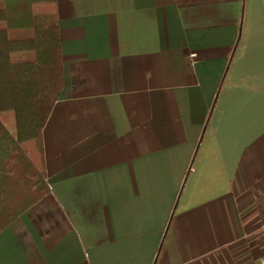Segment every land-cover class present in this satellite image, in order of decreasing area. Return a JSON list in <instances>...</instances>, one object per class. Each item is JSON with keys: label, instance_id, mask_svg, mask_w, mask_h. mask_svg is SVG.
I'll list each match as a JSON object with an SVG mask.
<instances>
[{"label": "crops", "instance_id": "0c3cea01", "mask_svg": "<svg viewBox=\"0 0 264 264\" xmlns=\"http://www.w3.org/2000/svg\"><path fill=\"white\" fill-rule=\"evenodd\" d=\"M51 191L0 264H259L264 0H58Z\"/></svg>", "mask_w": 264, "mask_h": 264}, {"label": "trees", "instance_id": "16d2710c", "mask_svg": "<svg viewBox=\"0 0 264 264\" xmlns=\"http://www.w3.org/2000/svg\"><path fill=\"white\" fill-rule=\"evenodd\" d=\"M64 84L58 0H0V232L51 191L43 128Z\"/></svg>", "mask_w": 264, "mask_h": 264}, {"label": "built area", "instance_id": "2783aa9c", "mask_svg": "<svg viewBox=\"0 0 264 264\" xmlns=\"http://www.w3.org/2000/svg\"><path fill=\"white\" fill-rule=\"evenodd\" d=\"M263 221H264V214H263ZM259 264H264V256H263V258L261 259V261L259 262Z\"/></svg>", "mask_w": 264, "mask_h": 264}]
</instances>
